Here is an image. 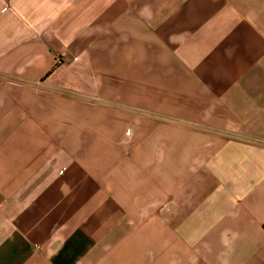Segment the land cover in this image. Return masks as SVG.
Instances as JSON below:
<instances>
[{
  "label": "crops",
  "instance_id": "1",
  "mask_svg": "<svg viewBox=\"0 0 264 264\" xmlns=\"http://www.w3.org/2000/svg\"><path fill=\"white\" fill-rule=\"evenodd\" d=\"M0 264H264V0H0Z\"/></svg>",
  "mask_w": 264,
  "mask_h": 264
},
{
  "label": "built area",
  "instance_id": "2",
  "mask_svg": "<svg viewBox=\"0 0 264 264\" xmlns=\"http://www.w3.org/2000/svg\"><path fill=\"white\" fill-rule=\"evenodd\" d=\"M60 62V58L59 57H56L55 59H54V63L55 64H58Z\"/></svg>",
  "mask_w": 264,
  "mask_h": 264
}]
</instances>
